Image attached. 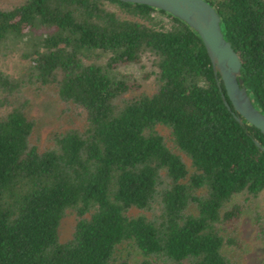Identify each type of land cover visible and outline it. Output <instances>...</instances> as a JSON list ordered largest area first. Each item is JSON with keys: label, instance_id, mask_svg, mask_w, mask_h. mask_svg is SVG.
Here are the masks:
<instances>
[{"label": "trees", "instance_id": "obj_1", "mask_svg": "<svg viewBox=\"0 0 264 264\" xmlns=\"http://www.w3.org/2000/svg\"><path fill=\"white\" fill-rule=\"evenodd\" d=\"M207 1L264 112V0ZM18 40L23 68L0 67V264H242L228 203L264 189V133L226 107L197 33L144 3L19 0L0 6V57ZM45 86L79 120L40 147L26 89ZM123 242L138 260L116 256Z\"/></svg>", "mask_w": 264, "mask_h": 264}, {"label": "rangeland", "instance_id": "obj_2", "mask_svg": "<svg viewBox=\"0 0 264 264\" xmlns=\"http://www.w3.org/2000/svg\"><path fill=\"white\" fill-rule=\"evenodd\" d=\"M18 1L0 0V6H10ZM20 40L15 41L12 44V49H7L0 57V67L12 74H18L25 63V60L19 55L20 46H24L19 42ZM118 69L123 72H131L139 78L142 75V69L137 64H123ZM149 89L150 82L146 80L140 90ZM26 90L29 96L27 112L35 121L32 139L40 147L50 142V136L55 130L77 124L78 116L57 99L51 87H32ZM157 128L169 139V127L158 125ZM169 144L171 145L170 141ZM182 156L188 168L191 169L190 159L184 154ZM233 203L241 204L243 211L238 219L225 225L224 234L231 235L237 241L235 246H229L230 255L242 264H264V239L257 234L254 221L255 215L258 213L264 223V189L254 198H248L244 193L234 194L228 205ZM73 221V215L68 211L60 227L61 239H66L70 235ZM116 256H128L130 260L136 261L141 255L132 245L123 242L116 249Z\"/></svg>", "mask_w": 264, "mask_h": 264}, {"label": "water", "instance_id": "obj_3", "mask_svg": "<svg viewBox=\"0 0 264 264\" xmlns=\"http://www.w3.org/2000/svg\"><path fill=\"white\" fill-rule=\"evenodd\" d=\"M132 3H144L163 9L197 33L202 39L212 63L217 83L220 76L227 97L222 95L224 104L239 121H245L258 127L264 133V112L253 104L251 95L241 77V62L238 54L223 33L221 17L216 8L207 0H122ZM259 145V142L256 141Z\"/></svg>", "mask_w": 264, "mask_h": 264}]
</instances>
